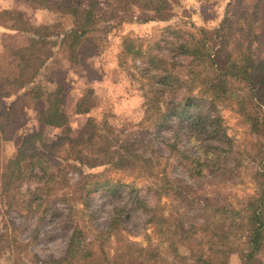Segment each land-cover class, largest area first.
<instances>
[{
	"label": "trees",
	"instance_id": "trees-1",
	"mask_svg": "<svg viewBox=\"0 0 264 264\" xmlns=\"http://www.w3.org/2000/svg\"><path fill=\"white\" fill-rule=\"evenodd\" d=\"M25 1L47 13L69 16L72 26L66 30L49 24L35 27L21 15L0 13V22H10L11 30L28 38L26 47L12 51L17 60L16 74L0 76V143L18 141L16 154L8 160L1 182L0 205L8 214H38L45 194L42 185L64 178L65 169L61 166L69 162L87 169L105 167L101 173L84 176L89 193L100 191L104 196L115 197L122 194L121 189H128L136 197L132 185L108 180L105 173L135 174L151 181L150 192L158 200L170 199L171 207H178L176 203L189 191L187 185L171 176L173 164L184 168L194 181L240 176L237 165H227L231 140L226 135L220 108L232 109L250 133L262 130L264 134V51L254 49L255 21L250 16L236 29L226 14L213 34L193 23H168L156 29L151 42L145 38H123L120 65H131L144 101L143 118L135 126L136 132L117 131L104 116L101 121L88 120L73 137L67 126L59 62L76 65L84 57L98 55L94 35L101 24H120L132 18L150 21L136 14H166L161 20L170 22L174 0H108L103 11L98 0ZM88 97L85 94L77 101L76 114L89 112ZM37 103L42 104L35 120L37 125L24 131L26 123L21 119L28 118L29 107ZM46 128L64 131L45 142ZM248 158L259 164L253 177L254 195L246 200L242 210L230 211L232 217H226L224 205L207 204L203 222L185 219V223L177 217L170 223L165 213L156 214L138 200L137 208L149 214L148 223L167 242L174 264H228L229 255L239 249L231 238L234 236L242 237L248 246L249 252L240 251L244 258L256 255L264 247V146ZM67 227L70 234L61 257L41 260L33 256L25 263L19 248L27 245L12 238L15 219L9 217L7 224L0 227V261L128 264L131 257L149 263L158 261L160 256L157 247H142L118 234L108 232L100 238L106 243L96 244L77 222ZM177 244L185 245L195 259L181 255Z\"/></svg>",
	"mask_w": 264,
	"mask_h": 264
},
{
	"label": "rangeland",
	"instance_id": "rangeland-1",
	"mask_svg": "<svg viewBox=\"0 0 264 264\" xmlns=\"http://www.w3.org/2000/svg\"><path fill=\"white\" fill-rule=\"evenodd\" d=\"M67 1L75 2L76 0ZM107 1L98 0L101 11L105 9ZM170 9V22L161 20L166 17V14L144 16L136 14L135 16L140 19H150V21L141 22L132 18L120 24L114 21L101 24L99 32L94 35V50L98 52V55L84 57L76 65L59 62L57 67L60 70L59 81L63 85L62 97L65 100L67 126L71 136H77L88 120L101 121L104 116H107L108 122L115 130L127 134L136 132L135 126L143 118L144 101L131 65L127 64L124 67L120 65L118 56L125 37L145 38L147 42H151L156 35V29L168 23H193L213 34L226 14L232 18L231 23L236 25V29L244 23L246 16H250L251 20L255 21L253 24V32L256 36L254 49L264 51V0H174ZM252 13L254 15H251ZM44 14L46 18L44 25L49 24L61 30L72 26L69 16L46 12ZM85 94L89 96V112L76 114V103ZM40 107H42L41 103L29 107L28 118L21 119L23 124L26 123L24 131H30L36 127L35 120ZM220 114L226 125V135L231 140V152L227 165L229 167L237 165L236 172L240 176L232 175L229 180L216 178L209 181H194L188 178L184 168L173 164L170 169L171 176L179 179L189 188L187 195L176 203L179 206L173 205V208L170 205V199L158 200L150 192L151 181L139 178L135 174L105 173L108 180H118L132 185L136 191V197L134 193H128V189H121L122 194L115 197L104 196L100 191L89 193L87 189L90 187L85 189L88 181L84 180V176L101 173L105 167L87 169L69 162L61 166L65 169L64 178L53 179L42 185V192L45 194L42 196L43 202L38 214L32 217L8 214L0 205V227L7 224L9 217L15 219L16 231L11 234L16 242L27 245L25 249L19 248L20 257L25 263L31 261L33 256L41 260L61 257L66 248V238L70 234L67 226L77 222L79 227L88 232L90 238L95 239L96 244H105L106 242L100 238L106 237L109 232V234L121 235L123 239L127 238L142 247L147 245L157 247L156 251L160 255L158 261L146 263L140 257H131L127 259L128 264H139V262L141 264H174L175 260L169 255L167 242H164V239L155 233L152 224L148 223L149 214L137 208L138 200L142 201L148 209L154 210L156 214L165 213L170 223H173L177 217L184 222L185 219H189L201 223L202 215L207 214L204 212L205 205H224L228 211L226 217H232L234 215L230 214V211L242 210L247 203L246 200L254 195L256 180H253V177L258 163L249 162L248 156L262 151L264 134L262 130L258 134L250 133L232 109L222 107ZM63 131V129L54 128L45 130L44 141H52ZM17 147L18 141L15 139L0 143V191L7 162L15 156ZM46 210L47 212H43ZM22 215L25 213L22 212ZM113 219L114 223L110 224ZM231 238L239 249L229 255L228 264L233 254L240 256L247 264H264V247L256 255L244 258L242 253L249 252L248 246L243 243L244 239L239 236ZM108 245L115 246L112 243ZM176 247L181 255L195 259L185 245L177 244ZM0 264H12V261L2 260Z\"/></svg>",
	"mask_w": 264,
	"mask_h": 264
},
{
	"label": "crops",
	"instance_id": "crops-1",
	"mask_svg": "<svg viewBox=\"0 0 264 264\" xmlns=\"http://www.w3.org/2000/svg\"><path fill=\"white\" fill-rule=\"evenodd\" d=\"M0 13H10L13 16L21 15L25 21L35 27L43 26L46 22L45 11L33 7L25 0H0ZM9 23L0 22V76L5 77L16 74L17 60L12 51L28 45L27 36L11 30L8 26ZM50 129L52 128H46L48 131ZM139 264L141 263L139 262ZM229 264H247V262L233 254L230 256Z\"/></svg>",
	"mask_w": 264,
	"mask_h": 264
}]
</instances>
